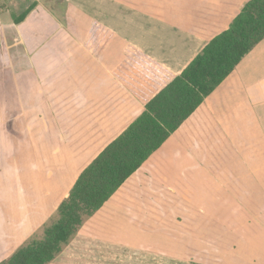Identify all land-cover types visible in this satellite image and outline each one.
<instances>
[{
    "label": "crops",
    "instance_id": "obj_1",
    "mask_svg": "<svg viewBox=\"0 0 264 264\" xmlns=\"http://www.w3.org/2000/svg\"><path fill=\"white\" fill-rule=\"evenodd\" d=\"M246 1L0 0V263L48 223L82 170L144 112L131 87L143 85L148 97L160 90L228 30ZM95 24L105 29L96 53L84 43ZM253 149L264 151V40L50 264L112 261L98 247L117 241L113 230L162 229L157 199L215 196L228 166L242 165L260 183L259 195L239 196L264 197V156L257 171ZM243 224L234 227L233 264H264V226Z\"/></svg>",
    "mask_w": 264,
    "mask_h": 264
},
{
    "label": "trees",
    "instance_id": "obj_2",
    "mask_svg": "<svg viewBox=\"0 0 264 264\" xmlns=\"http://www.w3.org/2000/svg\"><path fill=\"white\" fill-rule=\"evenodd\" d=\"M28 12L15 22H21ZM90 31L85 45L95 53V47L103 50L105 38H100V35L105 33V29L95 24ZM94 34H97V38L91 36ZM263 40L264 0H247L228 30L213 38L181 74L173 77L160 90L152 95L148 93V97V88L144 94L139 93L143 85L137 90L131 87L145 102L144 112L82 170L41 232L33 234L0 264H50L54 261L83 224L103 207Z\"/></svg>",
    "mask_w": 264,
    "mask_h": 264
},
{
    "label": "rangeland",
    "instance_id": "obj_3",
    "mask_svg": "<svg viewBox=\"0 0 264 264\" xmlns=\"http://www.w3.org/2000/svg\"><path fill=\"white\" fill-rule=\"evenodd\" d=\"M212 147H209L208 154L217 150V146L213 149ZM15 152L17 155L22 153L19 150ZM248 156L257 157L254 159L259 163L257 171L263 168L261 163L264 151L253 149ZM227 157H230V153H227ZM238 160L236 159L235 163L240 161ZM227 163H230V158ZM226 169L224 174L226 180L215 183V188L219 189L215 196L187 198L188 202H185L186 197H172V204L168 201L169 197L162 196L157 199L158 203L155 206L160 210V214L156 213L155 222L162 229L150 228L148 225L147 228L140 230L131 228L113 230L117 241L110 246L98 247L101 248L99 254L103 258L104 254H110L113 260L99 264H233L234 248L239 244L236 239L240 237L239 234H235L234 227L239 225L240 220L245 223L243 225L261 222L264 226V197L239 196L241 192L249 195L247 189H251V193L254 194L253 191L258 190L259 195L260 183H256L252 179L253 174H249V170L242 165L233 166L232 169L228 166ZM250 169L253 171L254 166ZM238 170L244 173L237 174ZM2 191L4 189L0 185V196L3 194ZM239 207L242 212H239ZM0 217L3 226L1 208ZM37 232L40 233L41 230L34 234ZM123 235L124 239L129 237L128 248L122 243ZM138 241L140 244H137ZM125 255L129 257L126 262Z\"/></svg>",
    "mask_w": 264,
    "mask_h": 264
}]
</instances>
